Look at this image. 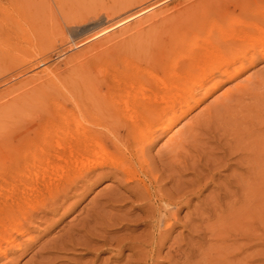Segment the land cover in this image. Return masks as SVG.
<instances>
[{"label":"bare ground","instance_id":"1","mask_svg":"<svg viewBox=\"0 0 264 264\" xmlns=\"http://www.w3.org/2000/svg\"><path fill=\"white\" fill-rule=\"evenodd\" d=\"M77 2L0 0V259L22 248L20 237L33 241L37 228L59 223L106 178L93 205L43 248L119 255L128 248L125 264H264L262 248L258 258L249 251L251 230L231 226L264 193V94L246 96L248 86L237 85L242 93L224 121L214 125L210 111L152 151L222 84L264 58V0H119L93 10ZM101 15L106 26L48 64L44 36L55 30L67 38L60 18L70 27ZM27 34L34 38L23 44ZM118 202L139 213L108 209ZM134 216L145 225L139 234L108 231Z\"/></svg>","mask_w":264,"mask_h":264},{"label":"rangeland","instance_id":"2","mask_svg":"<svg viewBox=\"0 0 264 264\" xmlns=\"http://www.w3.org/2000/svg\"><path fill=\"white\" fill-rule=\"evenodd\" d=\"M78 1L77 3H81L83 7H88L90 10L93 9H100L103 7H106L107 5L113 3V2H119V0H75ZM175 0H169L170 3H172ZM138 4H135L131 6L130 8H127L126 10H132L134 7H136ZM57 8V7H56ZM125 11V10H124ZM125 12H123L124 14ZM242 13L240 11H236L234 16H241ZM61 22H63V25L66 29V35L64 38L63 33H59L54 31L48 32L44 36V41L47 45L44 47V54L43 57L47 58L48 64H55L57 61H59L60 55L67 50L69 45H72L73 49L69 53H73L78 49L77 43L82 40L83 38L91 35L92 33L96 32L97 30L103 28L107 25L105 21H103L104 16L101 15L100 19L98 20H90L86 23H75L71 25L70 27H67L65 24V21L63 18H60ZM30 34L27 35H21L20 40L23 44L27 43L28 38H32ZM34 38V36H33ZM32 38V40H33ZM4 45L3 47H5ZM22 53V52H21ZM19 56L24 59L23 53L19 54ZM21 58H18V63ZM15 63V64H16ZM11 65V64H10ZM26 64L20 63L17 66V69H22L23 66ZM10 71L6 72V74H9ZM1 78V77H0ZM237 85H243L247 88L245 91L246 96H251L252 94H264V58H261V56L258 57L256 63L254 65H251L247 70H245L240 76L237 78L227 81L224 84H222L213 94H211L209 97H207L205 100H203L199 106L195 108L185 119H183L171 132L165 133L162 136L159 137L155 145L153 146V153H156L158 150H160L164 142L167 140V138L173 133L175 130L180 128L188 127L189 125L193 124L196 120L200 118H205L208 115V112H212L215 114V124H218L225 120V118L229 115L231 112L230 108L232 105H235L237 103L236 95L241 90L237 89ZM232 89L233 92L231 93V98L224 99L223 93L228 90ZM223 103V104H222ZM227 173L226 171H222L220 177H218L217 181H220L224 178V174ZM110 180L103 179L99 183H97L91 191L87 193V195L78 203H76L75 206L71 209L69 213L65 215V217L57 223L55 226H49L47 228L46 225H43L44 228H37L33 233L35 236V240L33 241H25L24 237H20L19 241L22 243V248L15 249L12 252H10L8 257H2L0 259V264H9V259L11 257H14L15 260L13 261L15 264H34L36 259H40L39 257H47V260H49V257H54V255H59L58 258L52 260L49 264H90L93 261H96L97 264H125L130 258H131V251L130 249L126 248L123 253L116 254L111 249H95V248H84V247H76L74 249H70L68 252H62V253H50L48 252L47 248H43L44 244L47 243L50 239H52L54 236L59 234L63 231V229L67 226L69 222L72 221L73 218L79 216L82 211L86 208H89L93 205L91 201L96 197L97 193L100 192L108 183ZM114 188L120 189L119 184L112 183L111 184ZM213 189H215V183H212L204 192V194H208ZM120 191L124 190L121 188ZM76 198H70L67 202V205L73 201H75ZM101 201H104L101 199ZM195 201H197V198H195ZM108 209L112 210L113 212H119V209L123 210H133L134 213H139L138 208H133L131 203H117L116 206L108 207ZM186 209H184L181 212V216H184ZM143 215V214H141ZM59 216V215H58ZM55 216L54 219H56ZM136 219V216H134ZM138 218V217H137ZM231 226L235 230H247L250 229L252 234H254L253 239L249 242V245H252L250 248V252H254L252 256H255V258H258L257 250L262 248V259L264 262V193L262 195V198L260 201L256 200L249 206H243L241 210H239L238 213H236L233 217V221H231ZM145 228V225L142 224L141 220H131L128 222L123 223H117L116 225H112L109 227L108 231L111 235H116L119 237L121 234L129 233L132 235H137L140 232L143 231ZM183 230L182 226H179L175 229L173 232V236L178 235ZM244 231V232H245ZM188 231L185 230L184 234H187ZM262 237V244L261 246L258 245L259 238ZM171 240L167 243L164 253L168 250V246L170 244ZM100 244V243H99ZM28 245V246H27ZM92 245H95V242L92 243ZM25 248H28V251L24 253ZM251 256V257H252ZM254 264L257 263V261L253 262ZM160 264H173L172 260L166 259L162 260Z\"/></svg>","mask_w":264,"mask_h":264}]
</instances>
